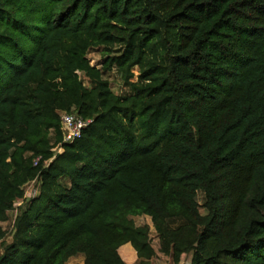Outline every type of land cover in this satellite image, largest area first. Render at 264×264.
Masks as SVG:
<instances>
[{
    "label": "trees",
    "instance_id": "obj_1",
    "mask_svg": "<svg viewBox=\"0 0 264 264\" xmlns=\"http://www.w3.org/2000/svg\"><path fill=\"white\" fill-rule=\"evenodd\" d=\"M136 216L172 264H264V0H0V264H150Z\"/></svg>",
    "mask_w": 264,
    "mask_h": 264
},
{
    "label": "rangeland",
    "instance_id": "obj_2",
    "mask_svg": "<svg viewBox=\"0 0 264 264\" xmlns=\"http://www.w3.org/2000/svg\"><path fill=\"white\" fill-rule=\"evenodd\" d=\"M89 56L91 58V62L93 64L101 66L104 62L103 55L98 52V50L91 51L89 53ZM135 72L137 74V70L135 69ZM106 78L111 82V86L113 90L119 94L124 95L129 92V87L121 81V75L118 71H110L106 75ZM84 84L91 85V82L87 77H82ZM41 182L39 180L33 181L26 185L25 192H26V199L23 202V200L16 203L14 209H12L9 212V220L4 222L2 224L3 228L6 230V237H5V243L10 242L13 239V234L15 230V219L17 215H19V209L22 206L23 203H26L30 200L31 197H33L36 194L40 193V187ZM199 202L202 204L204 202V195L202 193L198 196ZM136 223L138 225H149L150 226V236L152 239V244L156 250V255L151 260L150 264H172L171 258L159 250V238L157 235V232L153 226L152 220L149 216H136L134 217ZM128 248V249H127ZM121 254L126 261L127 264H138V256L135 251V249L132 247V245L123 246L121 249ZM191 256L190 255H184L182 257V261L180 264H190ZM66 264H84V257L83 255L79 254L77 256H74L70 258V260Z\"/></svg>",
    "mask_w": 264,
    "mask_h": 264
},
{
    "label": "built area",
    "instance_id": "obj_3",
    "mask_svg": "<svg viewBox=\"0 0 264 264\" xmlns=\"http://www.w3.org/2000/svg\"><path fill=\"white\" fill-rule=\"evenodd\" d=\"M62 128L65 131L64 142L72 143L82 137L84 130L90 125L91 120L72 113L61 115ZM37 158L36 162H38Z\"/></svg>",
    "mask_w": 264,
    "mask_h": 264
},
{
    "label": "crops",
    "instance_id": "obj_4",
    "mask_svg": "<svg viewBox=\"0 0 264 264\" xmlns=\"http://www.w3.org/2000/svg\"><path fill=\"white\" fill-rule=\"evenodd\" d=\"M36 195H37V194H36ZM128 245H130V244H125L124 246H128ZM122 247H123V246H122ZM122 247H121V248H122ZM127 249H128V248H127ZM120 252H121V250H120ZM121 255H122V254H121ZM122 257H123V256H122Z\"/></svg>",
    "mask_w": 264,
    "mask_h": 264
}]
</instances>
